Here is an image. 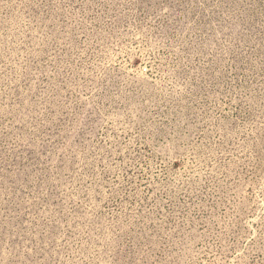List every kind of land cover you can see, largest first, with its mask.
I'll return each mask as SVG.
<instances>
[{
  "label": "rangeland",
  "instance_id": "1",
  "mask_svg": "<svg viewBox=\"0 0 264 264\" xmlns=\"http://www.w3.org/2000/svg\"><path fill=\"white\" fill-rule=\"evenodd\" d=\"M0 264H264V0H0Z\"/></svg>",
  "mask_w": 264,
  "mask_h": 264
}]
</instances>
